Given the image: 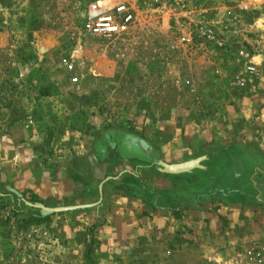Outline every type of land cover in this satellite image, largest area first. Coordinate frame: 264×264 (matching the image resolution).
<instances>
[{"label": "rangeland", "instance_id": "1", "mask_svg": "<svg viewBox=\"0 0 264 264\" xmlns=\"http://www.w3.org/2000/svg\"><path fill=\"white\" fill-rule=\"evenodd\" d=\"M98 1L0 0V264H264V180L243 150L204 146L181 176L215 205L254 203L237 223L113 245L98 212L110 165L189 158L170 138L147 151L151 136L223 131L238 103L264 105V0H112L133 23L107 38L84 27ZM29 176L49 198L25 194ZM63 182L73 197L51 192Z\"/></svg>", "mask_w": 264, "mask_h": 264}, {"label": "crops", "instance_id": "2", "mask_svg": "<svg viewBox=\"0 0 264 264\" xmlns=\"http://www.w3.org/2000/svg\"><path fill=\"white\" fill-rule=\"evenodd\" d=\"M249 104L245 106L238 103L234 107L231 115L225 119L230 127L223 131L186 130L179 136L177 130L170 128V132L158 133V137L151 136L145 144L147 151H150L149 146L152 145L154 138L159 142L157 144L164 146L165 143H169L170 138L173 142L171 147L176 150L177 156L178 152H181L182 155L186 154L189 157L175 166L169 165L171 162L166 157L160 158L155 155L153 157L147 153L143 159L147 164L144 168H138L131 161L124 160L126 168L132 167L136 170V174L128 172L126 178L123 177L122 169L125 167L110 165L107 168L106 176L118 179L115 185L105 188L107 191L104 205L98 208V212L100 216L107 215L108 222L104 231L109 235L111 244L118 245L132 239L144 238L156 230L166 229L174 220L178 222L177 224L188 226L195 233H202L207 228L208 231L215 230L222 227L223 221L237 223L246 216V213L258 209L250 208L254 203L246 206L242 204L230 206L228 203L215 205L207 197L192 191V186L196 185L195 179L181 178L186 170L197 168L198 162L195 161L196 167H191L190 161L199 150L213 144L227 151L246 152V157L249 158L248 166L253 170L254 184L259 185V182L264 180V105ZM168 146L170 147V144ZM170 168H173L179 177L177 175L172 178L163 173L164 169ZM29 181L25 188H30L29 190H32L39 199L50 197V193H44L39 189L43 188L39 180L29 176ZM77 191L78 188L74 184L63 182L54 186L51 192L71 198ZM178 213L179 217L176 218L175 215Z\"/></svg>", "mask_w": 264, "mask_h": 264}, {"label": "built area", "instance_id": "3", "mask_svg": "<svg viewBox=\"0 0 264 264\" xmlns=\"http://www.w3.org/2000/svg\"><path fill=\"white\" fill-rule=\"evenodd\" d=\"M132 23L131 13L123 5L102 0L90 6L85 15L84 27L94 36L107 38L125 34Z\"/></svg>", "mask_w": 264, "mask_h": 264}, {"label": "trees", "instance_id": "4", "mask_svg": "<svg viewBox=\"0 0 264 264\" xmlns=\"http://www.w3.org/2000/svg\"><path fill=\"white\" fill-rule=\"evenodd\" d=\"M25 194L30 195L33 202H38V197L34 195V193H31L30 191H26Z\"/></svg>", "mask_w": 264, "mask_h": 264}]
</instances>
